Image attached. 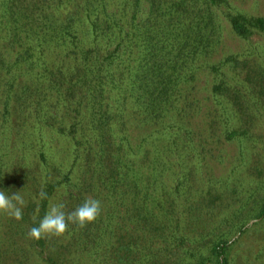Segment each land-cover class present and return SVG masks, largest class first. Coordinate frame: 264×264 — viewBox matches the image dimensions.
<instances>
[{"label":"rangeland","instance_id":"374dc122","mask_svg":"<svg viewBox=\"0 0 264 264\" xmlns=\"http://www.w3.org/2000/svg\"><path fill=\"white\" fill-rule=\"evenodd\" d=\"M233 1L248 14L264 16V0ZM224 25L213 61L232 52L244 59L254 48L260 62L264 60V35L246 40L238 38L226 21ZM8 44L7 51L13 53L16 44ZM252 70L264 78V71ZM225 72L224 78L242 93L238 94L240 108L233 107L235 97L226 94L221 98L227 108L223 111L212 93L214 74L202 68L188 83L176 85L174 101L160 118L145 122L147 114L134 103L125 108L127 120L113 109V124L129 137L132 177L138 172L142 177L120 187L112 197L103 186L97 189L95 180L86 187L94 174L86 160L79 167L74 165L77 109L89 120L92 115L87 108L72 103L68 110V102L62 107L52 93L56 107L52 111L36 108L33 113V107L26 109L31 111L29 117L19 103L31 92L15 86L7 90L6 94L11 93L7 98L0 75V190L9 196L19 192L26 202L20 220L0 213V239L14 236L0 242V264H197L201 259L215 261L212 245L222 239L232 242L229 264H264V217L259 215L264 204V96L257 98L249 81L250 68L230 67ZM21 80L33 83L24 76ZM78 95L76 91L67 99ZM166 125L187 141L188 150L178 137L173 151L165 148L176 138L175 133L166 135ZM234 130L238 133L229 139L228 132ZM149 134L156 140L154 147L146 145L145 154L146 141L140 143L152 139ZM164 149L171 161L162 168L156 158ZM69 171L74 181L69 186L61 184L62 194L52 197L43 210L42 198L36 195L43 178L55 182ZM76 192L101 201L102 210L94 222L84 228L70 223L63 236L44 237V242L28 238L41 212L51 205L63 203L64 211L70 212L82 204L85 199L77 204V197L67 195ZM10 241L14 249L6 246Z\"/></svg>","mask_w":264,"mask_h":264},{"label":"trees","instance_id":"16d2710c","mask_svg":"<svg viewBox=\"0 0 264 264\" xmlns=\"http://www.w3.org/2000/svg\"><path fill=\"white\" fill-rule=\"evenodd\" d=\"M225 21L238 38L252 40L255 34L264 35V16L244 12L233 0H0V75L6 87L4 95L8 98L11 93L6 94L7 90L15 86L28 89L31 94L23 96L19 107L29 117L31 111L26 109L33 107V113L36 108L48 107L52 111L56 107L55 99L50 98L52 93L57 94L62 107L68 102V110L72 103L87 108L92 118L85 120L81 108L77 109L79 121L73 126L74 132L79 133V137L74 136V165L79 167L86 160L94 172L92 184L87 182L86 187L93 186L95 180L97 189L103 186L112 197L120 187L129 186L135 179L139 182L141 176L138 172L136 178L132 177L129 137L119 133L120 125L113 124V109L119 110L121 120H127L125 108L134 103L147 114L145 122L160 118L166 105L174 101L176 85L188 83L202 68L214 74L212 93L224 112L227 108L221 100L223 95L235 97L231 99L233 107H239L242 98L238 96L241 91L224 78L227 68H250L249 81L255 86L257 98H263L264 78L257 72L253 74L252 69L264 71V60L260 62L255 48L244 59L240 53L232 52L213 61L223 40ZM8 43L16 44L14 54L7 51ZM23 76L33 83L20 81ZM76 91L77 98L67 99ZM5 112L9 114L7 108ZM36 115L44 118L40 112ZM164 128L168 136L175 133L176 138L164 145L173 151L180 134L170 125ZM228 133L232 139L238 130ZM150 134L147 137L152 139L145 138L140 143L146 141L144 153L147 146L154 147L156 139ZM181 142L188 150L187 141ZM166 149L162 155L157 152L156 160L160 159L162 168L171 161ZM62 178H55V182L43 178L44 184L36 193L47 194L41 201L43 210L52 197L62 194L58 190L61 184L69 186L74 181L71 171ZM67 195L77 197V204L87 199L80 192ZM44 213L40 215L43 217ZM259 215L264 217V204ZM12 239L13 235L0 242ZM13 244L10 241L6 246L14 249ZM231 246L227 239L215 242V261L201 259L197 264H229Z\"/></svg>","mask_w":264,"mask_h":264},{"label":"clouds","instance_id":"9594fccd","mask_svg":"<svg viewBox=\"0 0 264 264\" xmlns=\"http://www.w3.org/2000/svg\"><path fill=\"white\" fill-rule=\"evenodd\" d=\"M46 195L44 192L40 193L41 198H45ZM25 204L19 192L9 196L0 190V213L20 220L22 219V207ZM64 209L63 203L51 205L38 224L30 228L28 238L39 240L44 237H61L67 232L70 223L84 228L87 224L94 222L102 210L101 201L95 198L85 199L82 204L70 212H65Z\"/></svg>","mask_w":264,"mask_h":264}]
</instances>
